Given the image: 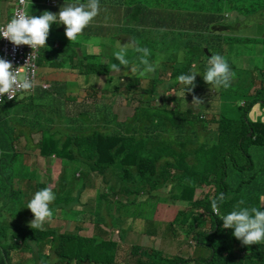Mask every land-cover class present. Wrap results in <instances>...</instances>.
Masks as SVG:
<instances>
[{"label": "trees", "instance_id": "1", "mask_svg": "<svg viewBox=\"0 0 264 264\" xmlns=\"http://www.w3.org/2000/svg\"><path fill=\"white\" fill-rule=\"evenodd\" d=\"M27 2L34 13L44 9H53V13H58L64 4L87 3V0ZM99 4L100 14L78 37V41L97 44L99 53L90 52V56L82 57L74 47L76 41L71 43L66 37L65 26L53 24L50 30L54 31L49 34L48 46L36 51L38 64H46L42 61L44 52L48 55L56 52L52 57L62 60L50 61V64L59 67L67 62L70 66L86 63V81L95 83L97 78L106 77L103 95H106V88H110L116 98L118 96L125 100L124 104L136 103L134 114L121 121L113 106L105 100L92 103L94 112L86 110L89 103L82 102L83 95L85 92L90 96L95 94V91H87L88 88L79 93L77 107L80 113L79 109L74 112L60 110L59 106L64 105L62 99L49 98L47 94L51 91L46 87L49 85L47 83H54L59 90H66V82L71 80L68 75L61 76V86L56 80L51 81L48 74L39 73L34 78L32 93L18 92L15 99L0 102V264H11L14 253L22 249H29L32 256L27 260L20 259L17 264H23L24 260V264L27 261L31 264H264V242L252 246L242 245L232 235L233 229H223V221L210 208L211 200L224 193L225 199L219 205L221 215L234 210L241 200L244 201L241 207L264 210V187L257 180L255 161L258 156L250 152L251 147L259 149L258 165L264 176V120H253L249 115L258 104L264 106V78L254 83L251 88L252 99L243 103L237 117L218 114L224 112L225 103H211L212 96L204 91H217L205 83L202 75H197L192 92H187L176 82V77L182 73L192 71L202 74L211 54L222 55L233 72L246 70L237 67L228 52L234 50L232 40L240 46L247 40L238 31L239 23L253 22L255 19L260 25L264 24V0H99ZM25 11L28 14L27 7ZM13 15L14 11L4 22ZM112 15L117 23L106 20ZM115 27L118 34L113 33L112 36L110 32ZM122 33L128 37V43L134 40L138 46L150 50L148 59L156 67L151 73L152 76L156 75L153 86L149 75L141 76L136 72L142 65L140 54L133 47L127 50L126 58L130 61L128 68L121 66L129 75L128 79L124 80L118 72H110L111 64L116 63L113 53L119 50L116 41ZM256 38L264 51V31H260ZM49 39L60 44L61 50L51 47ZM1 45L0 41V58H3ZM181 51L184 52L182 63L178 59ZM99 54L97 63L95 61ZM133 68L135 72L131 71ZM84 77L81 83L85 81ZM162 80H174L175 86L185 96L184 99L181 97V101L186 107L175 119L174 110L146 114V111L156 108V104L148 106L156 101H148L141 93L145 91L153 96L169 94V84L166 86ZM113 84L117 86L113 87ZM69 85L74 84L72 82ZM123 87L125 91H120ZM200 90L202 96L197 97L201 103L209 105L217 114L210 117V127L199 125V128H205L204 132L213 130L215 134L217 130L216 143L213 145H207L203 140L192 142L190 135V122L206 118L205 112L191 108L190 103L187 105L189 99ZM69 98L75 100L76 96ZM142 103L143 109L140 108ZM107 106L115 119L109 115ZM61 114L70 117L68 124L64 122V127L61 123L65 119ZM84 114L90 115L91 122L85 124L81 120ZM140 120L142 123L139 128L132 126V123ZM35 134L40 135L38 142H35ZM22 137L26 141L23 145L21 143L19 149ZM174 139L180 141L175 142ZM24 147H37L44 159L55 156L54 163L59 164L60 170L53 174L50 184L36 178L31 163L32 153L23 152ZM22 154L27 156L26 159H23ZM77 164L90 166L91 170L85 176L92 183L83 184L77 191L69 189L65 196H60L63 204L56 208L60 204L57 191L63 189L62 186L58 188L62 177L68 166L73 169L70 174L80 172L81 165ZM94 175L96 177L92 178ZM138 176L141 178L139 181L136 180ZM162 179L165 180L163 185L148 186ZM180 180L185 183L179 184ZM99 181L103 182L107 192L100 189ZM173 181V185L179 188L180 197L192 193L189 205L180 209L177 216L183 220L190 219L189 234L197 244L210 248L211 252L206 257H167L160 250H148L137 245L131 250L133 262L118 261L121 245L117 240L97 234L82 235L79 227L60 231L46 224L42 230H34L21 217V213L24 218L26 214H32L25 207L40 188L50 187L55 194L57 201L50 205V209L54 210L53 216L57 209L59 219L69 217L79 221L76 210L82 209L80 194L89 186L106 202L109 196L113 197L118 182H124V186L139 184L157 191ZM68 183L66 181L65 187ZM200 184L209 185L211 190L194 198L196 189L202 188L198 187ZM120 192L130 196L141 193L130 191L127 187ZM71 194H75L74 198ZM135 201L136 197L131 202ZM198 209L202 212L197 213ZM203 216L209 219L208 226L201 219ZM84 217L87 218V214ZM37 251L39 258L36 256Z\"/></svg>", "mask_w": 264, "mask_h": 264}, {"label": "rangeland", "instance_id": "2", "mask_svg": "<svg viewBox=\"0 0 264 264\" xmlns=\"http://www.w3.org/2000/svg\"><path fill=\"white\" fill-rule=\"evenodd\" d=\"M17 1V0H16ZM15 0H0V23H3L6 19H8L14 11V7L16 5ZM30 1V0H29ZM44 11H50L53 13V9H44L39 11L38 13H34L29 9V2H27V12L28 15H35L39 16ZM106 20H110L112 22L117 23L115 16H110ZM251 21V20H250ZM106 23V22H105ZM235 24V23H233ZM237 25V24H236ZM54 30H50V34ZM238 31L241 32V36L245 37L247 40L245 43L238 45L233 40L231 41L232 46L234 47V50H231L228 52L229 57L234 61L237 67H242L246 70L244 71H234L235 77L232 80L231 85L224 89H218L215 90L217 93H214L213 91H204L209 92L206 93L207 95L212 96L211 103H214L215 105H219L220 103L224 102V112H220L218 114L224 113L227 116H235L237 117L240 114V107L243 108V103L245 101L251 100V88L254 85V83L257 80H260L261 78H264V70H262V67H264V51H262V46L259 45L258 40L256 37L258 36L260 31H264V24H259L255 19H253V22H244L238 24ZM112 36L113 33H117L116 27L111 30ZM78 38V37H77ZM105 39H110L109 37H106ZM116 44L118 47L122 44H128V37L125 34H121L119 38L116 41ZM49 45L51 47L56 48L57 50H61L59 47L61 46L57 42H55L54 39H49ZM264 46V45H263ZM59 48V49H58ZM63 48V47H62ZM238 50V51H237ZM56 53V52H55ZM48 55L46 52H44L42 56V61L45 63L46 61H58L62 60L59 57H52L53 54ZM114 61L117 63L118 61ZM99 63V60L95 61ZM102 64V63H101ZM35 73L34 77L37 74L43 73V71H49L51 70L50 77L52 80L60 81L62 77L57 75V69H55V66H46L43 67L42 65L38 64V59L35 60ZM256 69L254 70V68ZM143 66H141L136 72L140 75V72L142 70ZM64 70H66V67H64ZM69 70L72 69L69 68ZM88 74H83L82 76H85ZM98 77L97 74H94ZM124 80H127L129 75L126 72L121 73ZM149 75L151 78L152 86L154 85V79L155 74L152 76L151 73L145 74ZM144 75V76H145ZM70 76V75H69ZM59 80H57V78ZM149 78V80H150ZM75 81H78V76L74 77ZM145 79V78H144ZM264 80V79H263ZM163 81V80H162ZM61 82V81H60ZM90 85V87L87 89V91H95L94 95H100L99 97H95L96 100H105V101H116V94L112 92L110 88H106L103 95L102 87L105 83V77L97 78V82L99 84L90 83L87 81ZM83 84L85 83L82 82ZM147 83V82H146ZM163 83L167 86V83L169 84L170 92L169 94H158L157 96H153L150 93L143 92L141 94L145 95L148 101L155 100L156 103L149 104L148 106L152 107L156 104V108L152 110L146 111V114L153 111H158L164 113L165 111L174 110V117L177 114H179L181 111L185 109L184 104L181 101L182 92L180 89H178V86H175L174 80L169 81H163ZM35 84V83H34ZM49 84L48 88L51 92L50 94H47V96L51 99H62L64 105L61 108V110L65 111L68 103H71L72 106H75V100H70L67 102L65 97V90H58L55 87L54 83H47ZM57 84V83H56ZM96 84L94 87L93 85ZM117 85L113 84V87ZM75 86H70V89H74ZM125 87L120 89V91H125ZM221 90H223V93H220ZM202 90L197 91L194 96H192L189 99V102L187 105L192 104V98L201 95ZM18 94V93H17ZM16 94V95H17ZM93 95V96H94ZM171 96V97H170ZM22 97V95H21ZM85 103L90 101L92 99V96H90L87 92H85ZM144 100V98H143ZM119 101V100H118ZM210 103V104H211ZM136 103H129L127 105H120L117 108V115L119 120L124 121L128 117L132 116L135 111ZM191 108H196L198 111H203L206 113V118L202 119L200 121H191L190 125V135L192 142L193 141H204L207 145H213L216 143V132L215 134L213 130H208L207 132H204L205 128H199L200 124H204L205 126H209L210 124V117L215 114L214 110L212 108H209V105H206L204 103H200L199 105ZM256 108H253L250 112V117L253 120L256 119H263L264 120V106L258 104L255 106ZM74 108V107H71ZM140 108H144V103L140 105ZM107 111L109 115L115 119V116L113 113L109 111V107L107 106ZM140 111V110H139ZM79 113V112H78ZM61 116H63L61 114ZM84 119H81L85 124L90 122L89 116L87 114L83 115ZM78 118V117H75ZM65 123L68 124V121ZM82 123V122H80ZM140 121H136L132 123L133 127L139 128L138 126L141 124ZM211 129V128H209ZM109 131V130H107ZM39 134H35V142H38ZM175 142H178L180 140L174 139ZM25 138H21L20 145L22 143L25 144ZM26 147V146H25ZM22 150L23 152H28L29 154L32 153V159L31 163L33 165L32 168H35L34 173H36V178L42 180L43 182L50 184L52 180H50L53 177V174L56 172H59V164H54L55 156L51 155L47 158H43L39 154V150L37 147H28L27 149ZM250 152L252 155H257L258 159L256 162L257 167V180L260 182L264 187V176L261 173V169L259 168L258 161H259V149L257 147H251ZM23 159H26V155H23ZM87 165V164H86ZM68 168H71L68 166ZM86 169H88V166H86ZM73 171L70 170L69 172H66V174L62 177V182L59 184L58 188L61 186L63 189H59L57 191L60 204L56 205V208L58 206H61L63 203L61 202L60 196H65L64 194L67 193V191L71 188H75L74 191L79 190V188L83 184L84 177L77 176L76 174H70V172ZM75 176V177H73ZM96 176H92V178H95ZM141 178L138 176L136 178L137 181H139ZM92 180V179H91ZM66 181H69L67 186L65 187ZM93 181V180H92ZM204 181V180H203ZM37 182V181H35ZM175 181L171 184H167L164 188H162L160 191H154L150 189H146L143 185H136L130 186L125 185L124 182H118V186H116V192L113 197H108V200L105 202V200L100 199L96 190L93 189V187L86 188L83 192L80 194V201H86L88 202L89 199L91 200L85 205V207H82L81 210H76L79 214V221H76L74 218H61L59 219V212L56 209L55 216H52L51 220L45 223L52 225V227L58 228L60 231H71L79 227V229H82L81 234L82 235H92L97 234L103 238L106 239H113L117 240L120 243V248L118 252V261L123 262H133L131 250L133 246L140 245L144 248H149V245L152 248L158 249L161 252H163L164 255L173 257V256H183L185 258L190 259H197L206 257L210 254V248L207 247L204 244H197L195 242V238H193L192 235L189 234L190 232V219L187 218L185 220L178 218L177 214L178 211L184 207H187L189 205V201L192 198V193L187 194L186 196L180 197L179 196V188L175 187L174 184ZM84 183L91 184V181L86 180ZM100 189L102 191L107 192V189L104 188L103 182H98ZM185 181L180 180L179 184H183ZM203 183V182H202ZM18 185V183H17ZM16 185V186H17ZM207 184H200L197 188L194 194V198H199L202 195L210 192V187ZM128 188L130 191L133 192H141L145 193V196H141L140 194L136 196H130L126 193L120 192L121 189ZM22 188V184H21ZM41 189V188H40ZM149 192H151L149 194ZM75 194L71 197L74 198ZM128 197V198H127ZM136 197L137 201L134 203L131 202L132 199ZM57 199L55 200V202ZM55 206V204H54ZM52 210V209H51ZM54 215V210H52ZM201 209L197 210V213H201ZM23 216L24 223L26 222V225H29V222L34 219V214L28 213L25 215L21 213ZM87 214V218L84 217V215ZM206 216H203L201 219L205 220V223L208 226L209 219L205 218ZM81 219V220H80ZM205 226V224H204ZM39 248L41 249L40 245ZM38 252H36V256L38 257ZM32 256L29 249L27 250H20L17 253H14L13 259L11 264H17L20 259L30 258ZM39 258V257H38ZM25 263V260L23 261V264ZM27 264H31L28 263Z\"/></svg>", "mask_w": 264, "mask_h": 264}, {"label": "clouds", "instance_id": "3", "mask_svg": "<svg viewBox=\"0 0 264 264\" xmlns=\"http://www.w3.org/2000/svg\"><path fill=\"white\" fill-rule=\"evenodd\" d=\"M20 3L22 5L25 4V0H20ZM100 11L99 0H87V3L64 4L58 13L44 11L41 15L35 16L28 15L25 12H17L7 24L0 26V37L9 40L15 46L27 45L33 50L28 56L26 65L21 67L14 68L11 62L0 58V101H3L4 96H7L9 100L15 99L16 92H30L34 88L33 77L36 68L34 53L39 48L47 45L53 24L64 25L65 35L72 43L100 14ZM129 47H133L134 51L140 54L139 61L143 66L140 72L141 76L153 73L156 70L155 65L148 59L151 54L150 50L146 47L138 46L132 40L131 43L121 44L119 50L114 51L113 56L119 63L111 64L110 72L121 71V66L128 68L130 61L126 58V55ZM183 58L184 52L181 51L178 54V59L181 63ZM30 61L33 62L30 70L23 72ZM131 71L135 72L136 69L133 68ZM197 75H202L205 83L210 85L214 91L228 88L235 77V73L231 70L227 60L220 54H211L207 60L206 69L202 74L192 71L182 73L176 77V82L186 88L187 92H192L196 86ZM200 103L199 97L193 98V107ZM168 184H171V182ZM141 196H145V194L140 193ZM55 199V194L50 187H45L35 192L25 207L34 214V219L29 222L30 228L42 230L45 223L51 220L53 212L50 209V205ZM224 199V193H220L210 203L212 213L223 221V229H233L232 235L241 241L244 246L259 245L264 242V210L257 207H241L240 205L244 204V201L241 200L234 210L221 215L219 205ZM147 249L155 248L149 245ZM173 257L185 258L178 255Z\"/></svg>", "mask_w": 264, "mask_h": 264}, {"label": "crops", "instance_id": "4", "mask_svg": "<svg viewBox=\"0 0 264 264\" xmlns=\"http://www.w3.org/2000/svg\"><path fill=\"white\" fill-rule=\"evenodd\" d=\"M1 24V23H0ZM79 37V36H78ZM76 43H77V45H73L75 48H76V50L78 51V53L83 57V56H85V55H87V56H90L89 54H90V52L91 53H99L98 51H99V48H98V46H97V44H95V43H92V44H88V42H86V41H84V40H80V41H78V38H77V40H76ZM88 49V50H87ZM100 59V54H99V56L97 57V60H99ZM86 63H84L82 66H76V65H74V66H70L69 64H68V62L64 65V66H61V67H59V66H57V65H53V64H50V61H46V64L43 66V67H46V66H55V69H57V75L58 76H65V75H70L69 77H70V79L71 80H67V82L66 83H68V84H66L65 85V97H66V100H67V102H69L70 100H72V99H70L69 97H75L76 96V99H75V106H72L71 105V103H68V106H67V108H66V110L65 111H67V112H69V111H72V112H74V110H78L79 108L77 107L78 106V103H79V93L80 92H82V91H85L87 88H89L90 87V85L91 84H89L87 81H86V76L84 77V76H82L83 74H85L86 73V71H85V65ZM64 67H66V70H64ZM69 68H71L72 69V72H71V70H69ZM51 72V70H49V71H43V74H48L49 76V78H50V80L51 81H54V80H52L51 79V77H50V73ZM122 72H124V70L123 69H121V71H119L118 73H119V76L121 75V73ZM113 73H116V72H113ZM75 76H78V81H75V79H74V77ZM84 77V80H85V83L83 84V83H81V80H82V78ZM57 78V80H59V78L58 77H56ZM105 79H106V77H105ZM60 81H57V83L58 84H61V86H63L62 85V82L61 83H59ZM73 82V84H74V86L76 87V88H74V89H70V83H72ZM97 84H99V82H96ZM58 89V88H57ZM59 90V89H58ZM31 93L33 92V91H30ZM85 95H83V100H82V102L83 103H85ZM116 98V97H115ZM119 100V101H118ZM95 101H97L96 99H95V97H93L92 96V99L90 100V101H88L87 103H89V107L86 109V110H89V111H91V112H94V108L92 107V103L93 102H95ZM125 100H123V99H121V98H119L118 96H117V98H116V101H113V100H111V101H109L108 103L109 104H111L112 106H113V110L117 113V108L120 106V105H127V104H124L125 102H124ZM58 105V104H57ZM60 107V110H61V106H59ZM71 107H74V108H71ZM254 108H256V107H254ZM78 112L80 113V109L78 110ZM91 114H94V113H91ZM89 116V119H90V122H91V117H90V115H88ZM65 120L61 123V126L62 127H64L65 126V121H67L70 117H69V115H65V116H62ZM94 122V121H93ZM54 164H56V163H54ZM78 166L79 165H81V164H77ZM86 166H88V169H86ZM80 168H81V170H80V172H78L76 175L77 176H83L84 177V179H82L83 180V184H85L84 182L87 180L86 179V176H85V173H87L88 171H90L91 170V168H90V166L89 165H86V164H82L81 166H80ZM70 170H72V168H68V170H67V172H69ZM71 172H73V171H71ZM73 177H75V176H73ZM67 182H69V181H67ZM165 183V180L164 179H162V180H158V182H156V183H154L153 185H151V184H148V186H154L155 184H157V185H163ZM83 184H82V186H83ZM82 186L80 187V188H82ZM90 187V186H89ZM79 188V189H80ZM91 188V187H90ZM86 189V188H85ZM84 189V190H85ZM74 190H75V188H74ZM83 190V191H84ZM123 189H121V191H122ZM161 190V188H158L157 189V191H160ZM91 200V198L89 199V201ZM88 201V202H89ZM88 202H86V201H81V204H82V207H85V205L88 203Z\"/></svg>", "mask_w": 264, "mask_h": 264}, {"label": "built area", "instance_id": "5", "mask_svg": "<svg viewBox=\"0 0 264 264\" xmlns=\"http://www.w3.org/2000/svg\"><path fill=\"white\" fill-rule=\"evenodd\" d=\"M27 0H25V4H26ZM25 4H21L20 0L16 1V5L14 8V14H16L17 12H25L26 13V7L27 5ZM10 21V19L2 24H0V26L7 24ZM0 41H1V50L3 53V58L6 59L7 61L11 62L13 67H21L26 65L27 60H28V56L32 53V49L30 46L27 45H21V46H15L13 45L9 40L4 39L2 37H0ZM34 63L35 60L37 59V53H34ZM32 61L29 62V65L23 70V72H28L31 68L32 65ZM19 92V91H18ZM15 93L16 94L18 93ZM9 100L7 98V96L3 97V101L4 100ZM12 100V99H11ZM2 102V101H0Z\"/></svg>", "mask_w": 264, "mask_h": 264}]
</instances>
